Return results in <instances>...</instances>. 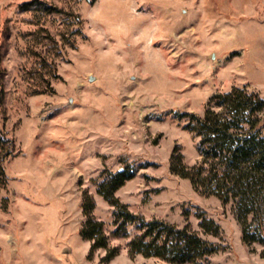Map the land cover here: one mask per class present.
Here are the masks:
<instances>
[{"label":"rangeland","instance_id":"1","mask_svg":"<svg viewBox=\"0 0 264 264\" xmlns=\"http://www.w3.org/2000/svg\"><path fill=\"white\" fill-rule=\"evenodd\" d=\"M235 88L264 98V0H0V264H173L131 256L137 226L114 235L100 188L118 172L131 212L217 247L204 264H264L263 202L242 221L176 172L202 159L194 118ZM85 195L110 261L81 234Z\"/></svg>","mask_w":264,"mask_h":264},{"label":"trees","instance_id":"2","mask_svg":"<svg viewBox=\"0 0 264 264\" xmlns=\"http://www.w3.org/2000/svg\"><path fill=\"white\" fill-rule=\"evenodd\" d=\"M33 4L31 1L23 7L30 8ZM40 4L49 8L47 3ZM213 100L214 107L211 104L204 117H195V123L190 127L200 137L201 161L188 168L179 159L178 166H182L176 172L190 179L196 190L217 195L224 203L233 201L241 210L239 219L246 221L250 213L259 212V203L264 204V98L246 89L235 88ZM0 174V178L5 176L3 169ZM131 177L118 172L112 176L107 189L106 186L100 188L105 199L116 207L114 235L128 237L130 225L139 230L129 242L131 256L141 254L173 264H204L217 251L214 244L188 228L160 220L147 221L114 197V192ZM94 208L90 196L85 195L83 210L87 220L81 234L92 241L91 254L98 248H106L104 261H110L118 254V249L109 247L103 223L93 216ZM201 227L205 233L214 235L220 231L219 226L209 219H204ZM244 240L251 243L262 239L245 228Z\"/></svg>","mask_w":264,"mask_h":264},{"label":"water","instance_id":"3","mask_svg":"<svg viewBox=\"0 0 264 264\" xmlns=\"http://www.w3.org/2000/svg\"><path fill=\"white\" fill-rule=\"evenodd\" d=\"M212 58L215 59V55H212Z\"/></svg>","mask_w":264,"mask_h":264}]
</instances>
